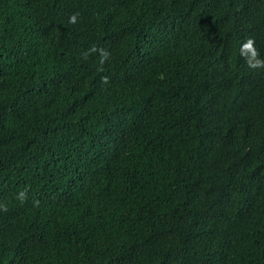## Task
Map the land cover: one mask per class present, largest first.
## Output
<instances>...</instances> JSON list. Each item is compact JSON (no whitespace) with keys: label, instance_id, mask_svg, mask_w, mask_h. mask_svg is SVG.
<instances>
[{"label":"trees","instance_id":"16d2710c","mask_svg":"<svg viewBox=\"0 0 264 264\" xmlns=\"http://www.w3.org/2000/svg\"><path fill=\"white\" fill-rule=\"evenodd\" d=\"M248 37L264 0H0V264H264Z\"/></svg>","mask_w":264,"mask_h":264},{"label":"clouds","instance_id":"9594fccd","mask_svg":"<svg viewBox=\"0 0 264 264\" xmlns=\"http://www.w3.org/2000/svg\"><path fill=\"white\" fill-rule=\"evenodd\" d=\"M77 20H78V14L75 13L69 18V22L73 24H75ZM97 51L101 53L102 57L106 55L105 50L98 49L95 45H93L92 48L89 49V53H94ZM89 53H84V55L87 56ZM240 55L244 57L245 63L250 69L264 70V58L260 57V53L255 46L254 38L252 37L246 38V40L241 45ZM101 62H103V60ZM45 65L40 67L36 74H38L42 69H44ZM103 83H108L107 77L103 78ZM18 198L21 200V202H24L27 199L26 194L24 192H21ZM34 206H39V200H36L34 202ZM0 209H2L5 212L8 210L7 205H0Z\"/></svg>","mask_w":264,"mask_h":264}]
</instances>
